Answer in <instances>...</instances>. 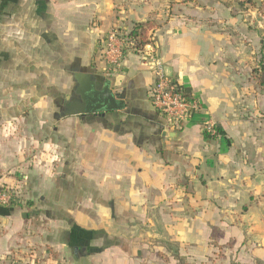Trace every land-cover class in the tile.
<instances>
[{
	"label": "crops",
	"instance_id": "1",
	"mask_svg": "<svg viewBox=\"0 0 264 264\" xmlns=\"http://www.w3.org/2000/svg\"><path fill=\"white\" fill-rule=\"evenodd\" d=\"M258 3L0 0V182L60 194L42 199L40 233L0 206V264H180L176 250L186 264H264ZM148 21V43L202 105L176 130L151 102L149 61L129 52L110 71L100 50L115 27ZM89 77L125 107L67 114Z\"/></svg>",
	"mask_w": 264,
	"mask_h": 264
},
{
	"label": "built area",
	"instance_id": "2",
	"mask_svg": "<svg viewBox=\"0 0 264 264\" xmlns=\"http://www.w3.org/2000/svg\"><path fill=\"white\" fill-rule=\"evenodd\" d=\"M119 31L118 28L112 29L104 40L103 56L113 71L121 67L127 53L133 52L132 47L135 43L134 38ZM135 48L137 47L135 46ZM153 48L151 44L147 43L137 50L139 55L149 61L154 72L155 81L150 89V99L154 108L163 118L166 128L176 130L186 120L201 113L202 105L197 98L189 94L172 78L165 62ZM203 127L206 136L217 133L215 124L210 120L204 122ZM17 189L2 186L0 182V206L16 207Z\"/></svg>",
	"mask_w": 264,
	"mask_h": 264
},
{
	"label": "rangeland",
	"instance_id": "3",
	"mask_svg": "<svg viewBox=\"0 0 264 264\" xmlns=\"http://www.w3.org/2000/svg\"><path fill=\"white\" fill-rule=\"evenodd\" d=\"M258 7H259V10H258L259 13L256 14L255 21L257 22V24H261L262 25V27H261V29L259 31V35H260V39L262 41L261 46L263 45V48H264V0H259ZM116 28L120 29L119 32H124L127 35H129V37L135 39L134 47H132L133 49L130 48V49L133 50V52L130 51V53H135V52L138 53L137 50H138V48L141 47L140 42H141V38H142L140 36V34L139 33L135 34L134 32H132L131 29H128L126 27H119L118 26V27H115L114 29H116ZM106 36H105V38H106ZM105 38L103 39V41L101 43V47H100V50L102 51V56L104 55V50H105V46H104ZM147 40H149L148 37H147ZM135 46L137 48H135ZM153 49H155L156 54L158 55L157 49L156 48H153ZM103 58H104V56H103ZM143 58H144V56H143ZM104 60H105V58H104ZM105 62H106V60H105ZM106 64H107V62H106ZM107 66H109V65H107ZM263 68H264V65H261V71H263ZM118 69H116L115 71H117ZM110 71H113V70H110ZM28 181H29V177L25 176L24 178H21V185L19 187L10 186V185H7V184H1V185L5 186V187L8 186V187L18 188L17 189L18 193H17V202H16L17 205H16V207H18L20 210L25 211V213L28 212L26 214L27 215L28 214L32 215L31 217L35 216L34 219H31V220H33L32 224L34 226L36 225L35 226L36 228H34L32 230H34V232L40 233L41 230L43 231V230H46V228H47V226L44 225L45 224L44 216L43 217L40 216V215H44V211H45V208H46V207L41 205L42 199L51 200L53 198L59 197L60 194H59V190L58 191L57 190L56 191H48L47 190V191H41L37 195H31V187L29 186L30 184H29ZM37 212H40L42 214H40V213L38 214ZM214 231H215V229H214ZM28 241H29V239L24 242V244H23L24 247H22V249H25L24 250L25 252L23 251V253H21V255H20V253H19V255H15L16 252L13 251V252L10 253V255H8V257H10V259H12L13 261H21L22 257L24 256L22 254H25V256L29 255L28 252H30V250L32 248H34V245L32 244V246H31L30 242H28ZM27 243H29V245H27ZM172 244H174V243H172ZM30 246H31V248H30ZM19 250H20V248H19Z\"/></svg>",
	"mask_w": 264,
	"mask_h": 264
},
{
	"label": "water",
	"instance_id": "4",
	"mask_svg": "<svg viewBox=\"0 0 264 264\" xmlns=\"http://www.w3.org/2000/svg\"><path fill=\"white\" fill-rule=\"evenodd\" d=\"M71 99V96H69ZM69 115L95 113L104 115L107 112L122 110L125 107L124 100L120 99L111 87V80L105 79L99 84L92 77L82 82L75 89V98L70 104ZM27 217V214H23Z\"/></svg>",
	"mask_w": 264,
	"mask_h": 264
},
{
	"label": "trees",
	"instance_id": "5",
	"mask_svg": "<svg viewBox=\"0 0 264 264\" xmlns=\"http://www.w3.org/2000/svg\"><path fill=\"white\" fill-rule=\"evenodd\" d=\"M149 25H150V21L144 22V23H136V24H134L133 28L131 29L132 32H134L135 34L139 33L140 36L142 37L141 42H140L141 46H143L149 42V40H147ZM216 130L218 132L219 128L216 127ZM176 257L178 258L180 264H186L184 259L181 256H179L177 250H176Z\"/></svg>",
	"mask_w": 264,
	"mask_h": 264
}]
</instances>
